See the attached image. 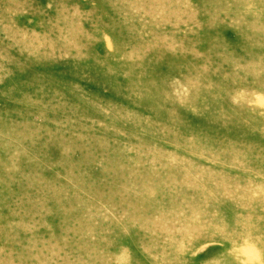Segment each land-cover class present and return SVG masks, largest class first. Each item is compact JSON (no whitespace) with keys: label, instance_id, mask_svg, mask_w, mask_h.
<instances>
[{"label":"rangeland","instance_id":"374dc122","mask_svg":"<svg viewBox=\"0 0 264 264\" xmlns=\"http://www.w3.org/2000/svg\"><path fill=\"white\" fill-rule=\"evenodd\" d=\"M107 1L0 0V264H264V94L232 75L264 71V17L221 16L212 37L154 0ZM146 16L192 42L233 33L232 68L202 75L162 37L158 56Z\"/></svg>","mask_w":264,"mask_h":264},{"label":"bare ground","instance_id":"6f19581e","mask_svg":"<svg viewBox=\"0 0 264 264\" xmlns=\"http://www.w3.org/2000/svg\"><path fill=\"white\" fill-rule=\"evenodd\" d=\"M107 1V0H106ZM174 0H154V2H157L155 5H160L161 9H168L169 12H171V16L175 17V18H181L183 21V23H188L189 25H191L194 30L200 31V33L202 34L205 30H208L209 27L213 30L212 32V37H215L217 34H215V32L219 33L220 28L222 27V18L221 16H227L228 14H233L235 13V15L233 16V24H237L239 25L240 22H242V24H246L249 21H252V23L255 25V27L259 26L258 29H263L260 25H262V19L261 21L258 22V20L256 19V14L263 16L264 17V13L260 12V11H254V10H249L246 9L244 12L242 11L243 5L244 3L239 2L238 0H193L191 3H188V6L186 8H175L172 7V10L170 9L172 3ZM108 2V1H107ZM118 2V1H117ZM260 3H264V0H261ZM98 4V3H97ZM113 4V3H112ZM123 5L127 8H131L133 11L134 9H147L148 3L145 0H123ZM108 6V5H107ZM248 6V5H247ZM184 7V6H183ZM158 9H160L159 7H157ZM240 10H238V9ZM101 8V12H102ZM112 9V8H111ZM232 9V10H231ZM119 10V9H118ZM132 10H130L131 12H133ZM124 11V10H123ZM211 11V12H210ZM115 12V9L114 11ZM219 12L218 15L212 14ZM112 13V12H111ZM120 13L122 14L121 10ZM239 13V14H237ZM140 14V13H139ZM101 15V14H100ZM116 15V14H115ZM137 15V14H136ZM117 16V15H116ZM255 16V17H254ZM136 17V16H135ZM148 16L144 17L143 20L145 18H147ZM123 18V17H122ZM129 18V17H128ZM126 18V19H128ZM149 18V25L155 27V28H161V32L157 33L150 28L151 30H147L148 32H150V35L144 34L143 37H140V40L143 43H146L148 45V47L152 48L153 46L159 51L156 52L157 55L160 54L162 56H167L166 54V46H162V40L161 37L164 41L166 42H171V43H178V44H182V45H187L188 48H183L184 52L188 53L187 57L188 58H192V59H197L200 60L201 64L203 65V68L205 69L207 66H209V70H211V66L214 65V62H210L211 59H216V57L218 59L221 60V66L224 64H228L229 68H232L233 63L235 62L234 59L228 58V53L227 52H232L230 53L231 56L233 57V53L235 54L234 51V46L238 44V40L236 38V36L232 33H229L227 35V37L224 39V42H219L217 40L213 41L211 40L209 37L210 35L208 34V38L204 37L206 39V42L203 41L202 38L198 37L199 40H195L194 42L189 41V40H185L184 38L181 37V35L177 34V33H172L169 36L168 33H166L165 31L162 30L163 25L162 24H156L158 23V21L154 20L152 16L148 17ZM102 19V18H101ZM105 19V18H104ZM103 19V20H104ZM120 19V18H119ZM125 19V20H126ZM131 19V18H130ZM133 19V18H132ZM139 19V18H138ZM106 20V19H105ZM123 20V19H121ZM134 20V19H133ZM132 20V21H133ZM178 20V19H177ZM124 21V20H123ZM131 21V20H130ZM160 22V21H159ZM177 22V21H175ZM180 22V21H179ZM227 22H231V18H228ZM131 23V22H130ZM178 24V23H177ZM184 24V25H185ZM132 25V24H131ZM130 25V26H131ZM176 30V29H175ZM178 30V29H177ZM188 30V29H187ZM190 30V29H189ZM192 30V29H191ZM264 30V29H263ZM209 31V30H208ZM186 32V31H185ZM18 34V33H17ZM128 33H126L125 35H127ZM188 34V33H187ZM129 35V34H128ZM137 35H139V33H137ZM193 35V34H192ZM134 36V35H133ZM187 36V35H186ZM148 37V38H145ZM184 37V36H183ZM16 39V38H15ZM16 41V40H15ZM108 44L109 41H108ZM170 44V43H169ZM110 46V45H109ZM127 47V46H126ZM163 47V48H162ZM195 47H197V49H203L204 50V55H200L197 53V51L195 52L194 50L196 49ZM245 46L242 47V49L239 51L240 55H245L248 56L247 59L251 60V56L254 55L253 51H248L247 49H244ZM118 48V47H117ZM128 49V48H127ZM199 49V50H200ZM118 50V49H117ZM176 50V49H175ZM153 51V50H152ZM174 51V50H173ZM201 51V50H200ZM164 52V53H163ZM258 52V51H257ZM145 53V52H144ZM171 53V52H170ZM259 53V52H258ZM120 54V53H119ZM121 55V54H120ZM169 55V54H168ZM185 55V54H183ZM159 56V55H158ZM201 56V57H200ZM204 57V58H202ZM207 57H213V58H207ZM174 58V57H173ZM178 59L184 58L185 57H177ZM253 58V57H252ZM175 59V58H174ZM167 61H165V64ZM164 64V65H165ZM163 65V66H164ZM200 65V64H198ZM162 66V67H163ZM189 68L192 69V65H187ZM183 68V66H182ZM184 69V68H183ZM179 70V68H178ZM185 70V69H184ZM209 70L205 69V71L202 73V75H208L210 74H216L219 77H224L225 74H222L221 71V67H216L214 66V68L212 69V71L209 72ZM232 75H234L235 77H237L239 79V82H241L242 84L246 85H253L255 86L257 89H260L261 92L264 94V71H256L254 68L251 69H242L240 74L237 75L236 73H233ZM231 75V76H232ZM248 79L253 80L252 82H249ZM208 82V81H207ZM206 82V83H207ZM211 86V85H210ZM250 88V87H249ZM236 91V90H235ZM239 91V90H238ZM241 91V90H240ZM219 92V91H218ZM237 92V91H236ZM214 93V92H213ZM212 93V94H213ZM209 94V93H208ZM232 94V92H231ZM229 97V96H228ZM223 98V97H222ZM234 98V95L233 97ZM238 98V97H237ZM224 99V98H223ZM222 99V100H223ZM235 99V98H234ZM258 99V98H257ZM233 100V99H232ZM259 100V99H258ZM227 101V100H226ZM195 102V101H194ZM234 102V101H233ZM260 102V101H259ZM263 102V101H262ZM190 103V102H189ZM263 104V103H262ZM141 106V105H140ZM194 213V212H193ZM188 215L190 216V212L188 213ZM196 216V215H195ZM193 221V220H192ZM196 224V223H195ZM197 225H192L193 229H197ZM203 239L205 241H207L208 236L205 234L201 237H199L197 234L193 236V240L186 243L183 247L180 246L177 248L176 250V255L175 256H179L178 258H184L187 256V254L192 253L191 249L192 247L197 243V241H199L200 239ZM245 243V242H243ZM245 246V245H244ZM242 246V247H244ZM231 247V245H230ZM240 247V246H239ZM240 249V248H239ZM238 248H236L235 246L231 248V254H233L234 252H239ZM246 251V250H245ZM241 252V256L242 259L239 258H232L230 260L231 264H254L251 260H253L252 258V254L254 256V253H246V252ZM257 254V253H256ZM261 255V254H260ZM257 257V256H256ZM168 262V261H167ZM186 262V261H185ZM261 262V261H260ZM156 263V262H155ZM164 263V262H163ZM258 263V262H257ZM171 264V263H170Z\"/></svg>","mask_w":264,"mask_h":264}]
</instances>
